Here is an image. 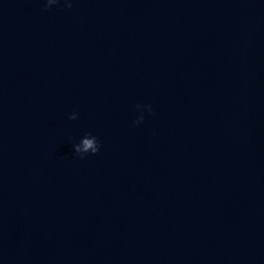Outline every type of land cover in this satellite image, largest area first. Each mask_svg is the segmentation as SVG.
I'll return each mask as SVG.
<instances>
[{
  "label": "water",
  "instance_id": "water-1",
  "mask_svg": "<svg viewBox=\"0 0 264 264\" xmlns=\"http://www.w3.org/2000/svg\"><path fill=\"white\" fill-rule=\"evenodd\" d=\"M0 264H264V0H0Z\"/></svg>",
  "mask_w": 264,
  "mask_h": 264
},
{
  "label": "clouds",
  "instance_id": "clouds-1",
  "mask_svg": "<svg viewBox=\"0 0 264 264\" xmlns=\"http://www.w3.org/2000/svg\"><path fill=\"white\" fill-rule=\"evenodd\" d=\"M57 2V0H55V3ZM71 5H69V7H70ZM46 7H48V4L46 5ZM94 151V153H95V149L93 150Z\"/></svg>",
  "mask_w": 264,
  "mask_h": 264
}]
</instances>
